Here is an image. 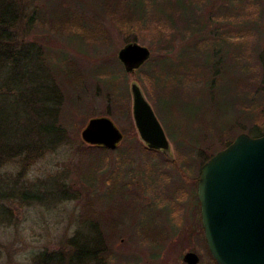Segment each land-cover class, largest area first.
<instances>
[{"label": "rangeland", "instance_id": "rangeland-1", "mask_svg": "<svg viewBox=\"0 0 264 264\" xmlns=\"http://www.w3.org/2000/svg\"><path fill=\"white\" fill-rule=\"evenodd\" d=\"M22 1L28 10L37 8L41 17L30 31L24 28V19L19 32L50 56L48 71L63 99L58 121L66 132L62 135L65 141L55 151L17 153L4 166L0 158L3 184L19 179L20 185L37 187L45 197L31 205L6 202L13 217L10 224L0 226V264H43L39 256L54 252L63 253L64 264H70L78 249L73 239L95 238L87 218L97 222L106 236L107 264H185L188 252L199 256V264H217L204 237L197 183L202 166L224 149V132L231 128L230 138L249 134L258 115L262 97L256 95L257 61L264 51V0H143L148 17L136 43L150 49L149 61L170 57L181 62L184 54L186 61L193 60L188 61L190 67L202 68L203 60L197 58L212 47L198 41L207 33L204 36L211 39H227L221 51L227 53L230 69L226 64L218 68L225 69L230 78L238 80L236 64H250L254 71L248 73L250 77H239L233 86L235 101L229 102L230 108L215 109L214 104L204 102L199 116L198 94L208 89L204 73H190L178 63L176 70L181 72L173 80V90L165 87V78H158L150 66L126 73L118 53L128 39L112 25L102 0ZM70 18L85 21L89 27H93L89 20L95 21L105 33L97 40L84 36L91 29L66 27ZM230 36L235 37L231 44ZM163 64L168 68L172 62ZM69 68L80 74V86H71L64 76ZM134 82L163 126L173 159L153 153L141 140L132 114ZM99 117H109L124 134L119 150L106 153L89 149L83 142L82 130ZM27 138L30 146L36 141L33 135ZM54 187L56 195L65 192L78 197L49 200L47 190ZM81 244L80 240L77 245Z\"/></svg>", "mask_w": 264, "mask_h": 264}, {"label": "trees", "instance_id": "trees-1", "mask_svg": "<svg viewBox=\"0 0 264 264\" xmlns=\"http://www.w3.org/2000/svg\"><path fill=\"white\" fill-rule=\"evenodd\" d=\"M102 1L106 14L115 29L127 37V43L137 42L141 32L145 29V21L148 17L143 0ZM176 2L178 1L176 0ZM26 5L22 0H0V158H2L1 165L3 166L8 163L9 158H16L17 153L29 152L30 150L31 153H34L37 149L39 150L37 153H41L44 149L55 151L61 145L60 143L65 141V137L62 135L66 132V128L58 121V115L63 106V99L60 95L61 90L57 81L53 79L52 72L48 71L49 67L46 61L50 59V56L36 42H27L26 33L19 32V28L22 25L21 22L24 19H26L24 26L26 31H30L41 20L40 15L37 13V8L31 9V11L28 10ZM74 16L77 17L76 15ZM78 17L80 16L78 15ZM66 22H70L66 27L80 26L81 30L91 29L89 31H92V33L89 32L84 36L96 37V40L103 36L102 33H105L104 30L103 32L100 31L103 28L95 21L89 20L93 27H89L85 21L73 20V18L67 19ZM206 34L201 35L198 43L205 47L211 46L212 49L208 54L205 53V55L197 58L203 60L200 65L205 70L199 65L190 67L188 61L193 60L188 58L186 61L184 54L181 62L171 61L170 57H163L158 60L152 58V62L148 61L144 66H150L151 71L158 74V78H165L166 82L163 84L171 89L175 88L173 85L176 82L173 80L177 79L181 72L180 69L176 70L178 63L180 66L184 64L185 70L190 73L193 71L198 75L199 73H204L202 78L207 82L206 86L208 89L206 88V90H202L198 94L197 116L201 113L204 102L214 104L215 109L225 110V105L230 108V103L235 101L234 92L232 91L233 86L238 83L239 77H250V74L254 72L250 64L245 63L244 67H238L236 64L235 66L240 69L238 80L230 78V74L225 69L221 70L218 68L221 67L219 64L223 67L226 64V69L229 67L227 65L228 58L226 59L227 53L224 55L223 51H221L227 47V39H211L209 36L205 37L204 35ZM234 38L233 36L228 38L229 44L234 42ZM196 45L198 46L199 44ZM221 52L222 54L220 55ZM259 57L260 60L257 61V66L260 72L257 75L256 95L261 94L262 102L259 103L258 115L255 116L249 132L252 137L256 138L264 136V51ZM165 60L172 62L173 66L169 65L168 68H165L163 64ZM152 63H154V66ZM235 63H238V61L235 60ZM249 72L250 74L248 75ZM161 74L164 75L160 76ZM64 76L71 86H80V74L77 70L69 68ZM227 83L231 85L230 88L227 85L226 87L223 86V84ZM219 98H224L225 102H220ZM32 126L34 129L31 128ZM230 130L231 128H229L228 133L224 132L223 134L226 138V141L223 140L222 142V144H225L224 149L235 139L229 137ZM30 135H33L36 140L35 143L33 140L32 146L27 142V137ZM39 141H45L47 144H41ZM88 146L89 149L106 153L111 151L99 146ZM119 147L115 151L119 150ZM153 153L158 152L153 151ZM6 177L7 181H10V176ZM4 184L0 180V226L11 223L13 215L10 208L6 205L9 200H16L23 204L31 205L32 203H40L45 198L39 193L37 187L34 188L37 190H33L25 184L20 185L19 179L16 180L15 184H10L9 182ZM47 193V197H50L49 200L54 196H58L62 201H73L78 197L77 194L65 192H60L61 194L58 193L56 195L55 187L54 189H48ZM88 220L92 231L94 234L96 233L95 238L81 239V237L77 236L73 239V243L78 249L70 257V264H93L95 262L107 264L109 262L107 258L109 253L107 248L103 247L106 244L104 241L105 235L99 229L97 222L90 218L85 221L87 222ZM80 240L82 242L81 247L77 245ZM97 241L100 243H97ZM39 259L43 264H64V255L61 252L42 253Z\"/></svg>", "mask_w": 264, "mask_h": 264}, {"label": "water", "instance_id": "water-1", "mask_svg": "<svg viewBox=\"0 0 264 264\" xmlns=\"http://www.w3.org/2000/svg\"><path fill=\"white\" fill-rule=\"evenodd\" d=\"M151 58L148 47L132 42L118 53L128 74ZM132 114L148 149L173 159L171 144L137 83L131 85ZM84 143L116 150L124 134L109 117L91 119L81 132ZM200 218L208 250L217 264H264V136L239 134L201 168L197 183ZM185 264H199L188 252Z\"/></svg>", "mask_w": 264, "mask_h": 264}]
</instances>
